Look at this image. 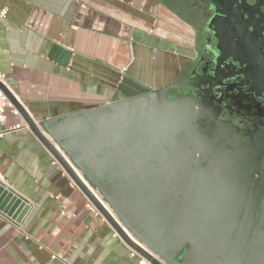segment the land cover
<instances>
[{"label": "water", "instance_id": "1", "mask_svg": "<svg viewBox=\"0 0 264 264\" xmlns=\"http://www.w3.org/2000/svg\"><path fill=\"white\" fill-rule=\"evenodd\" d=\"M207 1L213 15L206 30L217 40L219 58L227 52L247 83L252 78L244 73L258 71L264 91L261 50L249 49L245 70L238 51L221 45L222 28L231 27L236 39H262L245 0ZM177 87L173 82L37 124L0 82L32 135L148 264H264V129L238 135L197 99L170 98ZM0 211L16 221L26 211L1 182Z\"/></svg>", "mask_w": 264, "mask_h": 264}, {"label": "crops", "instance_id": "2", "mask_svg": "<svg viewBox=\"0 0 264 264\" xmlns=\"http://www.w3.org/2000/svg\"><path fill=\"white\" fill-rule=\"evenodd\" d=\"M203 0H0V74L39 124L159 89L193 57ZM0 182L21 198L0 211V264H140L137 255L6 110Z\"/></svg>", "mask_w": 264, "mask_h": 264}, {"label": "flooded vegetation", "instance_id": "3", "mask_svg": "<svg viewBox=\"0 0 264 264\" xmlns=\"http://www.w3.org/2000/svg\"><path fill=\"white\" fill-rule=\"evenodd\" d=\"M203 2L204 22L199 31L200 43L196 46L191 60L173 81L179 87L167 95L170 98L187 96L197 99L211 116H216L222 122L231 123L238 135H246L250 130H263L264 91L257 83L258 71L256 74L254 71H250V74L248 71L244 73L245 77L249 75L252 78L247 83L243 75L237 74L239 63H232V58H227V52L219 58L215 50L217 40L211 31L206 30L208 20L213 15V8L209 1L203 0ZM257 2L254 6L253 0H245L243 9L249 10L250 23L260 33H264V8L258 7L260 3L264 4V0H257ZM243 16L246 19V14ZM225 31L231 36L225 35ZM249 31L252 32L253 28H249ZM219 32L222 36V47L237 50L236 56L245 65V70L250 63L247 53L249 49L259 48L261 59H264L263 33L262 39H255L252 35L249 37L245 34L236 39L232 36L235 33H232L231 27L226 30L222 28ZM259 54L252 55L251 59H260ZM217 62V69L214 70Z\"/></svg>", "mask_w": 264, "mask_h": 264}, {"label": "built area", "instance_id": "4", "mask_svg": "<svg viewBox=\"0 0 264 264\" xmlns=\"http://www.w3.org/2000/svg\"><path fill=\"white\" fill-rule=\"evenodd\" d=\"M5 16V11H1L0 12V17H4ZM0 82L3 83L5 86L6 84L3 81L2 75L0 74ZM7 87V86H6ZM9 109L10 113L15 116V117H20L18 111L16 109H14L11 104L9 103L8 99L6 98V96L3 94V92L0 90V125H3L6 121V110ZM21 127L20 124L12 126V127H8L6 129H1L0 130V138L8 133L11 132L13 130H17ZM53 164L58 165V163L53 159ZM59 166V165H58ZM60 167V166H59ZM87 209L91 212L97 213V211L95 210V208L87 201ZM98 214V213H97ZM131 255H137L136 253H134L133 251H131ZM138 256V255H137ZM139 257V256H138ZM140 258V264H148L144 259Z\"/></svg>", "mask_w": 264, "mask_h": 264}]
</instances>
